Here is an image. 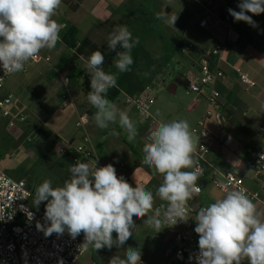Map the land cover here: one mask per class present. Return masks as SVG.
Instances as JSON below:
<instances>
[{"label": "clouds", "instance_id": "1", "mask_svg": "<svg viewBox=\"0 0 264 264\" xmlns=\"http://www.w3.org/2000/svg\"><path fill=\"white\" fill-rule=\"evenodd\" d=\"M61 3L62 0H0V67L4 74L23 71L41 50L55 48L64 27L53 19ZM238 8L239 11L228 9L234 20L255 27L246 13H264V0H240ZM157 18L165 19L160 14ZM176 19H171L172 25ZM138 43L126 25L113 26L107 47L115 52L113 65L120 73L130 70L134 63L131 51ZM80 59L90 77L87 101L96 110V126L108 129L110 124L118 123L126 131L127 141L133 142L137 126L126 111L107 98L109 89L117 84V76L104 70V54L96 50ZM64 83H68L67 79ZM194 152L193 131L186 119L162 121L148 132L141 163L163 177L155 193L138 184L133 187L123 176H117L112 164L90 168L78 159L69 165L70 176L62 185L53 186L51 180L44 179L35 187L34 204L47 202L46 224L37 222L36 227L46 236L67 231L75 239L83 233L80 249L91 246L98 251L125 245L137 228L133 217H147L143 224L155 232L178 221L187 222L188 201L201 191L197 185L201 169ZM157 199L163 202L159 206ZM194 219L199 252L189 259L194 258L196 264H264V212L258 211L245 189L226 191L221 198L201 207ZM141 255L139 248L129 246L123 258L113 255L109 264H142Z\"/></svg>", "mask_w": 264, "mask_h": 264}, {"label": "crops", "instance_id": "2", "mask_svg": "<svg viewBox=\"0 0 264 264\" xmlns=\"http://www.w3.org/2000/svg\"><path fill=\"white\" fill-rule=\"evenodd\" d=\"M71 1L73 4H78L75 10L62 0L57 14L53 17L58 23L64 25L60 32L59 42L52 50L43 49L40 51L43 57L50 58V62H28L23 71L11 75L0 92L2 97L8 94L14 96L8 110L12 115H21L25 119L24 121L18 120L12 129H14L16 137L21 138L25 127L35 123L37 128L30 137L35 139L36 136L37 138L43 136V145L53 143L63 147L68 143L79 145L75 141L76 139L82 141V133L76 129L77 131L69 136L66 128L68 127L66 118L64 119L61 115L63 113L68 114V116L73 114L74 116L77 115L78 119L80 116H86L85 130L91 139L90 146L97 157L112 164L116 169L117 176H127L135 184H142L146 190L155 193L163 182V177L153 174L151 169L141 163L143 157L142 147L145 137L150 131L148 123L143 121L135 110L126 105L124 101V111L127 112L138 129V135L132 143L126 142L121 136L120 139L115 135L110 137L96 126L93 120V113L96 110L86 103L87 96L82 87V74L86 70L84 63L81 59L73 62V51L67 40L79 42L89 38L101 47L107 42V37L114 25H126L132 32L133 39L138 38L141 42L143 37H146V42L150 40V43H154L152 32L161 19L157 18L158 14L153 11L152 6L157 7L160 14L168 20L175 9L185 15L186 11L192 10V4L191 2H181V0ZM230 1L195 0L198 15H209L210 17L208 27L203 28L200 23L199 26L203 29L212 27L215 32L211 50L217 45L224 44L226 46L221 55L222 61L204 54L207 51L204 43L206 41L198 42V48L190 45L189 49L193 51L192 67L182 69L179 76L175 77L174 83L168 88L171 97H166L163 94V87L154 89V93L146 96L154 98L156 94L161 96L155 99L151 108L152 117L155 116L158 123L162 121L169 122L174 119H186L191 129H193L200 120L205 118L210 109L205 97L186 95L188 99H179L177 97L179 87H182L185 91L187 86L186 77L193 74L199 75L201 71L200 59L204 56L210 58L211 71L220 68L225 73V77L215 85L216 91L220 93L222 110L219 116L221 119L219 120L216 115L205 119V128L209 132V138L206 140L209 151L205 160L206 174L197 181V184L202 187V192L188 201L189 205L196 211L191 216L195 224L194 218L199 209L225 194L213 186L211 182L213 176L238 170L243 173L245 185L250 191H261L264 188V177H258L249 168L254 153L260 147L262 138L260 128L264 126V37L260 36L254 39L257 40L255 45H257L259 51L256 48H251L244 39L245 36L242 38L238 32L242 27H245L246 22L235 21V32L230 38V42L225 43V37L220 26V15L222 6ZM160 25L169 28L167 23L163 21ZM71 27L77 33L73 39L69 36L66 39L67 30ZM138 48L152 53L155 51L156 45L146 47L140 45ZM236 69L248 73L257 83V86L248 92L245 91L239 82ZM57 76L61 77L65 90L60 94L61 105L53 107L50 98L51 83ZM65 78L69 79L67 86L64 83ZM110 91L119 93L114 100L107 96L113 102L122 95L125 97V90L120 86L118 87L117 84L115 89ZM65 93L67 94L66 99L63 98ZM133 112L137 114L135 119H133ZM157 113L160 115L158 116ZM0 117L6 121L4 127L11 128V117H5L1 111ZM78 119L76 120L78 121ZM27 122L31 123L27 124ZM76 122L74 123L75 128H77ZM48 124H50V128ZM229 138L232 139L231 142L225 144V141ZM193 140L196 147L198 140L194 135ZM133 143H136L137 146H134ZM89 166L94 168L92 164H89ZM32 189L34 188L32 187ZM161 203L163 202L159 199L156 200V206ZM254 203L258 211L264 212V206L258 202ZM31 204L34 209L42 213L45 212L42 206L34 204V200ZM166 227L172 233L163 237L157 243L155 249L148 248L156 264H169L173 256L174 230L169 226ZM198 240L199 236H197ZM244 264H247V262L245 261Z\"/></svg>", "mask_w": 264, "mask_h": 264}, {"label": "built area", "instance_id": "3", "mask_svg": "<svg viewBox=\"0 0 264 264\" xmlns=\"http://www.w3.org/2000/svg\"><path fill=\"white\" fill-rule=\"evenodd\" d=\"M240 0H231L225 3L221 8L220 26L225 37V43L230 42V38L235 32L234 17L230 15L228 9L239 11L238 4ZM250 15L249 13H246ZM210 17L205 16L200 26L206 28L209 26ZM79 45V44H78ZM226 46L217 45L211 50V56L222 61V52ZM201 71L199 75H188L186 77L187 86L185 94L187 96L197 95L205 97L209 106L204 119L200 120L192 129L193 135L197 138L198 143L195 147L194 155L199 161L201 169L200 178L206 174L205 160L209 151L206 140L209 138V132L205 128V119L212 116H217L220 120L219 113L222 110L220 103V93L216 91V83L225 77V73L217 68L211 71L207 56L201 57ZM31 63L50 62L49 57H43L40 53L31 59ZM239 82L244 87L245 91H250L257 86V83L250 77L248 73L241 69H236ZM12 74H4L0 67V92L3 90L6 81ZM67 79L69 83V79ZM64 79V80H65ZM66 84V86L68 85ZM116 87V86H115ZM115 87L109 89L113 90ZM67 90V89H66ZM67 98V94L63 95ZM14 96L8 94L5 97L0 95V111L5 117H11L10 127L14 128L16 122L24 121L21 115H12L8 106L11 104ZM155 102L154 97H126L125 103L133 108L138 116L148 123L149 129H153L158 125V122L152 117L151 108ZM87 123L86 116H80L76 122V127L83 130L82 144L74 145L68 143L64 146V156L73 164L80 161H88L93 167H102L107 163L97 157L95 151L90 146L91 139L87 135L85 126ZM261 144L259 149L254 153L253 159L249 164V168L256 173L258 177H264V159H261V154H264V126L260 128ZM231 138L225 141V144L231 142ZM125 180L135 187V183L127 176H123ZM213 186L221 193H226L228 190H236L243 188L246 194L264 206V188L261 191H250L245 185L243 173L238 170L228 171L219 176H213L211 179ZM143 186L142 184H138ZM198 185V184H197ZM201 187L200 185H198ZM201 191L196 195H200ZM33 198V190L31 185L23 179H14L8 176L0 169V264H78L79 261L91 250V246L87 250L80 249V245L84 242L83 233L73 239L67 231L63 234L53 233L49 236L44 234V231L38 230L37 222L46 224L44 214L32 207L31 201ZM195 209L188 203L187 222L178 221L175 225L169 226L174 230L173 236V256L169 264H196L194 257L199 252L197 241L198 234L194 231L196 224L191 219L195 213ZM31 213V218H29Z\"/></svg>", "mask_w": 264, "mask_h": 264}, {"label": "rangeland", "instance_id": "4", "mask_svg": "<svg viewBox=\"0 0 264 264\" xmlns=\"http://www.w3.org/2000/svg\"><path fill=\"white\" fill-rule=\"evenodd\" d=\"M181 2H191L192 10L186 11L184 15L175 9L167 20L169 21L167 22L169 28H164L160 25L161 21L166 23V18L163 16L165 19H161L158 26H156L152 32L154 43H150V40L146 42V37H143V40L132 49L131 55L134 63L130 66V70L120 73L114 67L110 71L117 76V86L125 90V97L122 95L114 101L119 109H125L124 101L126 97H146L154 93V89L160 87L164 88L162 91L166 97H171L168 93V88L174 83L175 77L179 76L182 69L192 67L193 51L190 50L189 47L194 46L198 48V42L206 41L204 43L206 47L205 50L207 51H205L204 54L211 56V47L215 32L212 27H210V29H203L199 26L201 19L207 15H198L195 0H181ZM152 8H154L153 11L160 14L157 7L152 6ZM175 16L177 19L174 25H172L170 21ZM251 17L256 26L253 27L245 23V27H242L238 32L242 38L245 36L244 39L249 43L248 45L251 48H256V50L259 51L257 45H255L257 40L254 39L260 36L264 37V13L258 15L251 14ZM154 44L156 45V49L152 53L138 48L140 45L146 47ZM64 90L62 79L60 76H57L51 83L50 98L53 107H59V105H61L60 94L64 92ZM184 92V89L179 87L177 97L179 99H188ZM157 97L161 96L156 94L155 99ZM85 101L88 103L87 99H85ZM133 115V119L137 118V114L133 112ZM61 117H64V119L66 118V124L68 125L66 128L69 136L73 135L77 130L83 133L82 129L75 128L74 123L77 121L76 119H78L77 115L74 116L71 114L68 116V114L63 113ZM154 118L156 117L154 116ZM155 120L158 119L156 118ZM5 122V119L0 117L1 170L11 178L27 181V183L34 188L32 189L33 191H35V187L44 179L51 180L53 186H59L69 178L70 173L68 167L72 164H70L68 159L64 156L63 146H57L55 143L43 145V136H39L38 138L36 136L35 139L30 137L37 128L35 123L27 122V124H31L25 127L21 135L22 137L18 138L14 133V129L4 127ZM48 125L50 128V124ZM41 129L43 130V128ZM42 130L40 131L42 132ZM101 131L106 132L110 137L113 136V132L118 133V135L115 136L118 138L121 136L123 140L128 142L126 131L122 129L118 123L110 124L108 129H101ZM75 142L79 145L82 144V141L78 139H76ZM133 144L137 146L136 143ZM33 200L34 192L31 202H33ZM46 203L47 202H41L39 206L45 209ZM146 218L147 217L137 219L133 217L137 228L133 237L121 248L115 246L110 250L104 248V251H101L98 255L95 254L93 248H91L90 252L87 253L78 264H109V260L113 255L119 254L123 258V253L129 246L139 248L142 253V264H156L148 248L151 250L155 249L157 243L172 232L168 231L166 226L161 231L155 232L154 229L143 224ZM115 236L116 234L113 233L114 238Z\"/></svg>", "mask_w": 264, "mask_h": 264}, {"label": "trees", "instance_id": "5", "mask_svg": "<svg viewBox=\"0 0 264 264\" xmlns=\"http://www.w3.org/2000/svg\"><path fill=\"white\" fill-rule=\"evenodd\" d=\"M63 2L70 6L72 9H76L78 7V4H73L71 0H63ZM76 30L74 28H69L67 30V33H66V39L67 37H71L73 39V37L76 35ZM72 48V51H73V62L74 61H77L78 59H80L81 56L87 58L93 51H96V50H100L104 56H105V60H104V70L106 72H110L113 68H114V65H113V60H114V57H115V52L113 51H110L107 47V42L103 45V46H98L97 44H95L91 39L89 38H85L83 39L82 41H79V42H76V41H69L67 40ZM79 44V45H78ZM122 50V49H120ZM82 77H83V80H82V87H83V90H84V93L85 95L87 96L88 92L90 91V77L87 73V71L85 70V72H83L82 74ZM109 94V95H108ZM118 92L117 91H108L107 93V96L111 99V100H114L115 98H117L118 96ZM69 161V160H68ZM81 162H84V163H88L90 164L88 161H85V160H82ZM70 164H73L69 161ZM101 251H104L103 249L101 250H98V251H94L95 254H100Z\"/></svg>", "mask_w": 264, "mask_h": 264}]
</instances>
